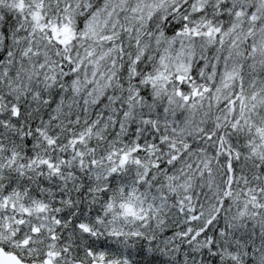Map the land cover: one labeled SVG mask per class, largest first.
Listing matches in <instances>:
<instances>
[{"label": "snow or ice", "instance_id": "1", "mask_svg": "<svg viewBox=\"0 0 264 264\" xmlns=\"http://www.w3.org/2000/svg\"><path fill=\"white\" fill-rule=\"evenodd\" d=\"M0 264H264V0H0Z\"/></svg>", "mask_w": 264, "mask_h": 264}]
</instances>
